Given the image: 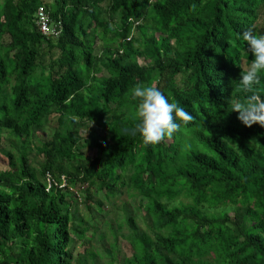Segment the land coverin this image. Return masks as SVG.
<instances>
[{"label":"trees","instance_id":"1","mask_svg":"<svg viewBox=\"0 0 264 264\" xmlns=\"http://www.w3.org/2000/svg\"><path fill=\"white\" fill-rule=\"evenodd\" d=\"M249 29L264 0H0V264H264V125L231 107ZM138 83L194 119L144 144Z\"/></svg>","mask_w":264,"mask_h":264},{"label":"clouds","instance_id":"2","mask_svg":"<svg viewBox=\"0 0 264 264\" xmlns=\"http://www.w3.org/2000/svg\"><path fill=\"white\" fill-rule=\"evenodd\" d=\"M241 36L255 58L251 60L248 70L242 71L238 82L242 89L251 94L246 99H233L231 107L233 112L239 113V119L248 127L256 123L264 125V96L254 91L264 80V33L249 29ZM130 95L134 102V131L142 137L144 144H159L181 129V122L194 119L189 111L171 101L155 85L138 83L130 89Z\"/></svg>","mask_w":264,"mask_h":264},{"label":"rangeland","instance_id":"3","mask_svg":"<svg viewBox=\"0 0 264 264\" xmlns=\"http://www.w3.org/2000/svg\"><path fill=\"white\" fill-rule=\"evenodd\" d=\"M102 47V43H99L98 44V48L100 49ZM141 62L142 63H146L145 62V59H142L141 60ZM245 64V63H244ZM245 66V69H247L248 70V68H249V66L248 65H244ZM56 121H54V122H52V124H50V126H48L47 128H46V131L45 132H41V133H39L38 134V136H39V139L40 140H44V141H51V139H52V135L54 134V132H55V130H56ZM37 142V141H36ZM89 151L87 150V153H88ZM90 154V153H89ZM88 154V155H89ZM95 155V153L94 152H92L91 153V156H94ZM43 159V158H42ZM41 160H39V158H37L36 156H35V165L36 166H38V163L40 162ZM1 169H3V168H1ZM138 201H139V197H133V198H130L129 196H127V195H124L123 197H122V201H119V207H122V204L123 203H128L129 204V206H131V207H133V206H136L137 204H138ZM146 204V203H145ZM114 218V216L113 215H111V217H110V219H113ZM102 222H103V219L102 218H99L98 219V223L96 224V227H97V230L98 231H100L101 229H100V226L102 225ZM140 226H143V227H145V225H144V223L143 222H141L140 223ZM124 231L125 230H123V233H124ZM118 241H119V244H120V246H119V251H118V254L120 255V258L121 259H123L124 257H127V258H129V257H131V254H132V250H131V247H130V245H129V243L128 242H126V241H123L121 238H120V236L118 237ZM80 242H78L75 238L73 239V245H72V248H73V253H74V261H76V259L78 258V256H79V253L82 251V248H81V246H80ZM93 243H91V245H92ZM106 245H108V242H106ZM94 247V249H96V250H100V253H102L103 255H105V251H104V249H103V247H102V245L101 244H96L95 246H93ZM97 247V248H96Z\"/></svg>","mask_w":264,"mask_h":264},{"label":"built area","instance_id":"4","mask_svg":"<svg viewBox=\"0 0 264 264\" xmlns=\"http://www.w3.org/2000/svg\"><path fill=\"white\" fill-rule=\"evenodd\" d=\"M36 16H37V24L39 26L41 33L44 36L56 37L61 34L63 28L62 23H55L52 20L50 14L47 12V10L44 7L39 8Z\"/></svg>","mask_w":264,"mask_h":264}]
</instances>
